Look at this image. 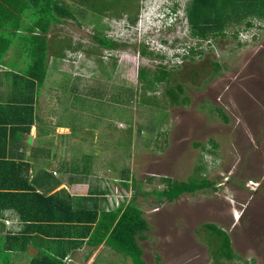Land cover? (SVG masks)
Wrapping results in <instances>:
<instances>
[{"label":"rangeland","instance_id":"374dc122","mask_svg":"<svg viewBox=\"0 0 264 264\" xmlns=\"http://www.w3.org/2000/svg\"><path fill=\"white\" fill-rule=\"evenodd\" d=\"M60 1L74 19L51 26L43 85L50 110L71 135L61 138L58 161L71 147L87 150L97 153V168L104 171L99 176L138 185L136 205L150 227L139 243L144 264H215L219 239L204 231L207 223L227 233L239 263L264 264V21L251 20L250 29L241 24L228 28L225 37L198 42L185 21L188 0H120L119 7L126 4L128 11L119 15L92 10L81 0ZM146 9L159 18L170 12L169 27L156 23L159 31H146L143 19L138 22ZM99 34L115 48L97 45ZM144 46L153 56L141 54ZM189 47L201 54L193 60L171 57L181 48L187 55ZM11 48L10 57L17 55L28 67L21 45L13 42ZM111 58L118 64L128 60L135 71L121 76ZM160 62L171 71L168 83L137 91V69L152 71ZM127 78L134 82L129 90L122 83ZM177 84L190 102L170 107L166 89ZM146 98L152 101L144 103ZM161 177L204 178L215 190L169 202L151 193L163 189ZM114 184L115 198H130L132 188ZM106 252L111 257L94 264H132L125 255Z\"/></svg>","mask_w":264,"mask_h":264},{"label":"trees","instance_id":"16d2710c","mask_svg":"<svg viewBox=\"0 0 264 264\" xmlns=\"http://www.w3.org/2000/svg\"><path fill=\"white\" fill-rule=\"evenodd\" d=\"M0 2L3 4L4 18L8 20L9 16H11L9 13L12 12V30H14V11L17 13L16 28L18 36L21 37L22 34L23 42H25L24 51L27 53V59L29 60V67L25 71L27 77L37 81L38 84H42L47 73L46 55L49 54L48 36L51 26L58 25L65 19H74L73 12L63 6L60 0H0ZM81 2L88 5L92 10L99 9L104 14L109 12L119 15L124 10L128 11L125 8L126 4L119 7L120 0H81ZM10 6L12 11H9ZM172 10L175 11L176 8ZM184 11L189 27V35L192 39L202 42L225 37L228 28L233 26L243 24L245 28L249 29L253 26L251 20L264 21V0H188ZM133 20L134 18L131 22ZM6 25L10 26L9 20ZM94 37L96 38L95 42L101 48L107 50L115 48L116 43L113 40L100 34ZM234 37L236 36L234 35ZM146 48L145 46L141 48V54L143 56H153V52H148V48ZM184 52H186V48H184ZM187 53V55L183 54L181 56L182 59L190 57L193 60L195 55L201 54L194 47H189ZM159 57L161 60L165 59L164 56ZM109 64L119 74L123 73L121 75L123 77L126 73L135 71V65L128 60L118 64L115 59L111 58ZM136 72L137 81L140 82V85L137 86V91L141 90L144 92V90H147L152 92L158 84L168 83L171 78V71L162 62L157 64L152 71L139 68ZM196 76L197 72L192 70V77L197 78ZM122 83H124L127 90L130 89L129 86L133 88L134 85L133 80L128 78L124 82L122 80ZM165 94L167 96L166 104L170 107L184 106L190 102L181 84L169 86ZM149 100L152 101V99L146 98L143 102L147 103ZM214 109H216L219 117L226 121L227 118L223 110L218 107ZM212 147L215 148L216 146L212 145ZM133 182V180L131 183L122 182L123 186L126 187L125 189H128L130 184L134 191L126 205L123 203L117 209L100 213L95 210L75 209L72 198L63 189L50 196L32 192L33 198H38L39 201H42L39 204L35 200L36 206H41V204L44 206L47 203L52 210L51 215L50 217L21 218V221L26 225L25 232L0 236V264H13L11 256L15 253L16 255H26L29 247L35 244L37 238L58 239L60 240L59 242L52 243L57 245L68 244L70 247L68 250L74 249L75 247L73 246L77 244L79 245L80 242H76L77 239L83 240L87 238L90 246L97 247L105 244L106 247L114 252L129 257L132 264H144L142 260L143 251L139 243L144 242L148 238L146 233L149 232L150 227L143 218L142 210L135 204L140 191L138 185L136 183L133 184ZM160 183L163 185V189L160 192L152 190L151 193L157 194L160 198L169 202L175 201L187 193L194 194L207 189L215 190L214 183L204 178H192L182 182L168 177H161ZM62 194L65 196L63 205H61V202L57 203ZM202 227L204 231L210 233L211 237L219 239L218 247L213 250L215 264H242L239 263V256L233 251L230 238L225 231L216 225L208 223ZM29 230L35 231L29 232ZM33 233H35V236H32ZM72 239L75 241H71ZM30 264L64 263H62V259L57 258L53 254L38 252L35 257L30 258Z\"/></svg>","mask_w":264,"mask_h":264},{"label":"crops","instance_id":"0c3cea01","mask_svg":"<svg viewBox=\"0 0 264 264\" xmlns=\"http://www.w3.org/2000/svg\"><path fill=\"white\" fill-rule=\"evenodd\" d=\"M0 9V236L25 232L26 225L21 218L50 217L51 208L47 203L36 206L35 200L39 204L42 201L33 198L32 192L50 196L63 189L72 198L75 209L95 210L98 213L112 211L123 203L126 205L134 193L133 187L128 186L132 188L130 198L116 206L118 199L112 189L115 191L117 186L114 183L125 180L112 179V183L99 176L98 173L104 171L97 168V153L77 151L71 147L62 163L58 161V157L63 156L61 138L71 136L69 129L60 126L50 110V95L43 87L45 80L42 84L33 81L25 72L29 66L18 63L17 55L15 59L10 57L12 43L18 42L27 58L25 42L22 34L18 36L16 11L12 30V12L9 13L8 27L1 2ZM9 11H12L11 6ZM70 153L72 155L68 157ZM95 176L99 181L94 179ZM64 197L62 194L57 203L63 205ZM51 240L37 238L26 255H12V262L30 264V258L38 252L53 254L64 264H94L101 256H110L106 252L109 248H103L102 244L90 246L87 238L77 239L79 245L71 250H68V244L57 245L52 242L60 240ZM77 256H81L82 261L77 260Z\"/></svg>","mask_w":264,"mask_h":264},{"label":"clouds","instance_id":"9594fccd","mask_svg":"<svg viewBox=\"0 0 264 264\" xmlns=\"http://www.w3.org/2000/svg\"><path fill=\"white\" fill-rule=\"evenodd\" d=\"M148 9H146L143 13V16L141 17V20H138V22L142 21L143 19V22L146 23V27H147V30L146 31H159L158 30V26L156 23H162V29H166V27H169V24H167V21L168 19H170V16H171V13L169 12V15L168 13H163V17L162 18H159L157 17L156 15H153L152 14H149L147 15ZM169 11V10H168ZM186 23H187V20L185 19ZM166 23V25H165ZM250 29V28H249ZM180 50H182V52H176L175 54H173L171 57L175 58V59H182V55L185 54L184 52V48H181ZM178 56V57H177Z\"/></svg>","mask_w":264,"mask_h":264},{"label":"built area","instance_id":"2783aa9c","mask_svg":"<svg viewBox=\"0 0 264 264\" xmlns=\"http://www.w3.org/2000/svg\"><path fill=\"white\" fill-rule=\"evenodd\" d=\"M123 198V196L120 194V196H118V200L116 201V206H118V204L122 201L121 199ZM115 200V199H114Z\"/></svg>","mask_w":264,"mask_h":264}]
</instances>
